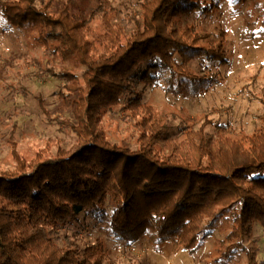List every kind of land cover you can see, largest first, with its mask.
<instances>
[{
    "label": "trees",
    "instance_id": "trees-1",
    "mask_svg": "<svg viewBox=\"0 0 264 264\" xmlns=\"http://www.w3.org/2000/svg\"><path fill=\"white\" fill-rule=\"evenodd\" d=\"M226 1L243 8L250 0H127L123 9L114 0L88 9L80 0H0L2 18L40 50L42 72L63 80L58 116L39 103L73 137L70 147L50 138L32 157L13 147V168L0 170V264H105L104 242L82 245L60 232L102 215L129 244L147 238L197 256L219 233L217 262L232 259L234 247L260 264L264 92L244 88L262 105L251 133L144 98L148 87L192 97L224 82L211 66L230 63L228 30L185 16L211 15ZM255 15L264 33V7ZM116 122L129 128L127 139L111 134Z\"/></svg>",
    "mask_w": 264,
    "mask_h": 264
},
{
    "label": "rangeland",
    "instance_id": "rangeland-1",
    "mask_svg": "<svg viewBox=\"0 0 264 264\" xmlns=\"http://www.w3.org/2000/svg\"><path fill=\"white\" fill-rule=\"evenodd\" d=\"M94 2L80 0L79 5L88 9ZM114 3L122 9L128 5L127 0H114ZM263 7L264 0H250L243 8L226 1L218 12L211 15L185 16L186 23H194L201 29L228 30L230 63L211 66L224 82L207 93L192 97L148 87L145 100L167 112L191 116L206 114L214 122L229 124L235 132H253L259 124L262 105L252 100L244 88L247 86L256 94L264 92V33H256V26L252 23L255 14ZM42 61L40 50L25 33L12 28L0 14V170L13 168L15 144L21 154L29 157L50 138L62 139L65 146H72L73 137L51 119L60 114L58 93L63 80L56 76L47 77L42 72L45 67ZM194 66L198 67V63ZM39 98L44 99L51 118L42 111ZM179 121L180 118L172 116L173 124ZM110 130L117 140L129 137V128L122 123H112ZM176 130L179 134L180 131ZM207 130L215 132L212 124ZM82 220L86 221L82 228L70 224L60 230L61 234L78 237L82 245L104 242L109 260L105 264H248L246 254L234 247L231 249L232 259L226 256L218 262L214 259V247L222 238L219 233L197 256H192L186 251L172 253L171 245L157 249L147 238L133 244L126 243L110 233L103 215L83 216ZM254 236H258V261L264 264V230L260 225L256 226Z\"/></svg>",
    "mask_w": 264,
    "mask_h": 264
}]
</instances>
